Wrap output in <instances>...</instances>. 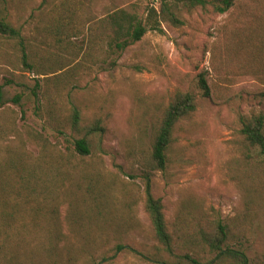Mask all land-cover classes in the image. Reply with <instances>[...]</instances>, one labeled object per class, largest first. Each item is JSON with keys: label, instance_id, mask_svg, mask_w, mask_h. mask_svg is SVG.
<instances>
[{"label": "rangeland", "instance_id": "1", "mask_svg": "<svg viewBox=\"0 0 264 264\" xmlns=\"http://www.w3.org/2000/svg\"><path fill=\"white\" fill-rule=\"evenodd\" d=\"M151 3L0 0V19L20 30L32 66L25 72L19 43L0 34V156L20 152L49 184L13 198L29 241L8 248L17 251L14 260L0 254V264H164L169 258L145 210L147 175L178 254L213 258L193 248L191 236L222 221L251 264H264V155L241 133L242 117L264 114V59L246 50L249 40L262 42L251 15L259 2L224 15L198 12L181 28L163 23L161 32L110 53L99 31L107 12L130 9L146 18ZM178 92L193 94L198 109L177 126L167 171H154L152 124ZM96 121L103 131L92 155L80 158L73 142Z\"/></svg>", "mask_w": 264, "mask_h": 264}, {"label": "trees", "instance_id": "2", "mask_svg": "<svg viewBox=\"0 0 264 264\" xmlns=\"http://www.w3.org/2000/svg\"><path fill=\"white\" fill-rule=\"evenodd\" d=\"M250 2H259V9L251 15L258 19V27L263 34L260 39L257 38L262 42H257L254 38L249 40L246 50L253 57L259 56L264 59V0H152L146 11V18L140 17L137 12H132L130 9L111 10L100 21L99 31H101L109 52L121 54L140 42L149 32H161L163 23L181 28L186 23V16L198 12L224 15L233 11L237 6ZM0 34L19 43L24 71H32L20 30L2 18L0 19ZM259 78L264 79V66ZM10 85L13 83L10 82ZM200 86L203 96L210 98L211 90L203 76ZM0 89V103L5 106L3 86H0ZM40 89L41 85L38 82L36 90ZM34 94L38 96L36 92ZM21 100L22 96L17 95L12 102L18 104ZM197 109L198 100L193 94L178 92L163 116L153 122L149 159L152 170L167 171L171 149L176 141V128L183 119L196 113ZM72 119L73 126H78L80 114L77 110H74ZM241 125V133L245 141L251 147L259 148L261 154L264 155V114L242 117ZM101 131L103 128L99 121L88 127L85 136L73 142L74 154H78L80 158L90 157L93 153L92 140ZM18 153L20 152H9L4 159L0 156V254L13 256V260L17 251H13L12 248L8 250V248L20 247L25 241H29L23 236L25 223L20 216V203L13 198L33 196L40 191L41 187L48 190L47 185H49L40 180L41 175L34 166L27 168L21 153ZM247 204L249 206L247 214L256 212L254 202L249 201ZM145 210L150 218L155 239L169 258L164 261V264H251L247 253L234 246L235 233L232 228L222 221L201 226L191 236L193 248H206L209 253L215 255L213 258L202 261L199 257H194L193 253L178 254L173 235L168 228L163 202L154 197L149 175L146 177ZM40 246L46 248L44 244ZM123 249L126 247L119 248V250Z\"/></svg>", "mask_w": 264, "mask_h": 264}]
</instances>
